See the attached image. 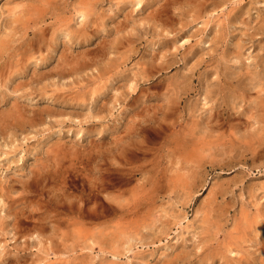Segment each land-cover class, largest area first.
Wrapping results in <instances>:
<instances>
[{
	"label": "rangeland",
	"instance_id": "rangeland-1",
	"mask_svg": "<svg viewBox=\"0 0 264 264\" xmlns=\"http://www.w3.org/2000/svg\"><path fill=\"white\" fill-rule=\"evenodd\" d=\"M0 264H264V0H0Z\"/></svg>",
	"mask_w": 264,
	"mask_h": 264
}]
</instances>
